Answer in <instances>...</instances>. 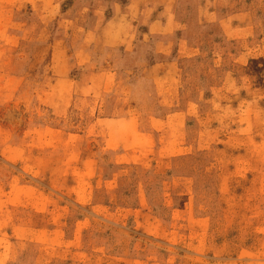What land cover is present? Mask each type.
<instances>
[{"label": "rangeland", "instance_id": "1", "mask_svg": "<svg viewBox=\"0 0 264 264\" xmlns=\"http://www.w3.org/2000/svg\"><path fill=\"white\" fill-rule=\"evenodd\" d=\"M0 264H264V0H0Z\"/></svg>", "mask_w": 264, "mask_h": 264}]
</instances>
